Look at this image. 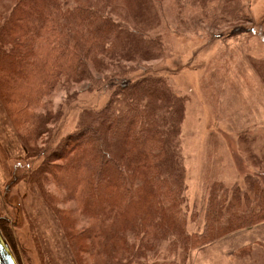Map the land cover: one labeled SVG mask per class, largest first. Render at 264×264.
I'll return each mask as SVG.
<instances>
[{"label":"trees","instance_id":"trees-1","mask_svg":"<svg viewBox=\"0 0 264 264\" xmlns=\"http://www.w3.org/2000/svg\"><path fill=\"white\" fill-rule=\"evenodd\" d=\"M158 1L166 0H0V103L22 159L37 161L23 180L55 217L75 264H186L193 250L264 223V184L250 176L247 190L215 185L204 230L188 232L187 98L164 77L133 71L164 55L162 37L152 35ZM173 1L240 8V0ZM121 78L103 107L82 109L56 142L62 94L69 103L83 86ZM2 220L19 263L43 264L34 229L23 238Z\"/></svg>","mask_w":264,"mask_h":264},{"label":"rangeland","instance_id":"rangeland-1","mask_svg":"<svg viewBox=\"0 0 264 264\" xmlns=\"http://www.w3.org/2000/svg\"><path fill=\"white\" fill-rule=\"evenodd\" d=\"M239 4L230 13L221 2L203 9L158 1L161 26L152 35L162 37L164 55L133 70L164 77L176 93L187 98L180 148L186 167L184 211L189 234L204 230L215 185L247 190L250 176L264 184V84L260 76L264 72V0H240ZM237 28L243 31L237 33ZM118 81L122 78L92 90L83 86L69 103L62 94L56 102L57 108L64 104L56 142L75 129L82 109L103 107ZM22 158L21 145L0 103V217L14 221L4 194L7 183L18 174L7 199L20 198L25 222L20 227L9 222L12 233L20 232L24 238L34 229L45 257L43 264H75L55 217L23 180L37 161ZM190 254L186 264H264V223L233 232Z\"/></svg>","mask_w":264,"mask_h":264},{"label":"water","instance_id":"water-1","mask_svg":"<svg viewBox=\"0 0 264 264\" xmlns=\"http://www.w3.org/2000/svg\"><path fill=\"white\" fill-rule=\"evenodd\" d=\"M15 177V178H14ZM19 180L18 174L17 176H13L12 180L7 183L5 189V201L9 204V206L13 209L14 212V221H11L6 218L8 222H11L14 226L20 227L23 226L25 222V215L23 211V205L21 204L20 198L15 195L11 198L10 201L7 199V195L9 194V190H11L13 183L15 180ZM0 264H20L16 253L10 244L9 240L5 236L1 226H0Z\"/></svg>","mask_w":264,"mask_h":264},{"label":"flooded vegetation","instance_id":"flooded-vegetation-1","mask_svg":"<svg viewBox=\"0 0 264 264\" xmlns=\"http://www.w3.org/2000/svg\"><path fill=\"white\" fill-rule=\"evenodd\" d=\"M0 218H1V217H0ZM2 219H3V218L0 219V222L3 221Z\"/></svg>","mask_w":264,"mask_h":264}]
</instances>
